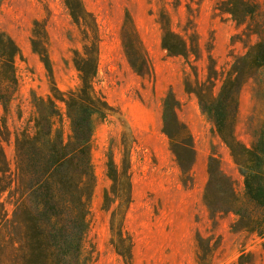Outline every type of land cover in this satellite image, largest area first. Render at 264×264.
I'll return each instance as SVG.
<instances>
[{"label": "rangeland", "instance_id": "obj_1", "mask_svg": "<svg viewBox=\"0 0 264 264\" xmlns=\"http://www.w3.org/2000/svg\"><path fill=\"white\" fill-rule=\"evenodd\" d=\"M220 1L223 0H83L95 15L101 36L95 86L115 109L97 121L93 137L97 186L86 239L88 264H124L111 244L110 211L103 203L104 190L111 184L107 177L108 154L112 151L120 163L123 133L135 139L130 148L133 202L125 221L134 241L133 264H200L199 253L207 256L202 264H230L242 251L253 253L256 264H264V235L239 230L235 227L237 214H212L205 204L211 156L220 159L222 171L231 179L245 208L244 176L213 123L201 111L196 96L185 89L186 79H206L208 54L213 56L219 71H226L235 57L244 55L248 46L258 41L257 35L244 34L245 26L236 24L230 15L215 10ZM259 3L252 23L263 26L264 0ZM162 7L167 9L175 32H197L202 49L199 59L192 57L188 62L183 57L168 56L163 49L158 21ZM127 15L132 17L151 58L153 79L139 76L124 53L121 30ZM37 21L46 28L56 86L66 92L76 90L81 83L72 57L73 51L82 50L84 43L65 0H0V32L9 34L21 50L16 60L18 91L6 114L0 105L10 130L9 140L3 146L12 167L16 135L32 126L34 96L47 97L53 87L48 70L31 43ZM220 84L218 81L216 92ZM171 90L180 101L178 116L188 125L194 139L196 158L189 184L181 181L176 157L163 132V100ZM58 104L65 112V105ZM263 123L264 69L249 78L241 89L236 137L250 147ZM64 126L69 131L66 116ZM9 210L12 211L11 205ZM208 244L214 249L211 258Z\"/></svg>", "mask_w": 264, "mask_h": 264}, {"label": "trees", "instance_id": "obj_2", "mask_svg": "<svg viewBox=\"0 0 264 264\" xmlns=\"http://www.w3.org/2000/svg\"><path fill=\"white\" fill-rule=\"evenodd\" d=\"M79 28L82 50L73 51V63L80 77L76 90L61 91L54 82L53 67L47 49L45 25L35 22L31 43L44 62L53 87L47 97L34 96L32 126L16 135L14 167L3 143L10 137L5 115L0 112V264H88L86 239L92 215V198L97 186L93 164V137L97 121L105 119L113 106L95 86L100 59L101 36L95 15L83 0H65ZM260 9L259 0H223L215 10L230 15L247 36H258L242 56L235 57L230 68L219 71L208 54L207 76L185 80V89L198 99L201 111L213 123L215 131L230 150L244 176L247 207H243L231 179L222 171L220 159L211 156L209 180L204 201L212 214L233 212L239 216L235 227L258 236L264 235V123L257 140L248 147L235 133L240 92L246 81L264 69V25L252 23ZM162 47L170 57L188 62L199 59L202 49L195 30L177 33L165 7L160 9ZM40 29V31H38ZM124 53L133 70L153 79L151 58L130 15L121 30ZM21 50L7 33L0 32V105L6 114L19 88L16 60ZM193 69L194 66H192ZM197 75V71L194 70ZM220 89L216 92L217 82ZM58 102L65 105L62 111ZM163 132L168 136L176 157L181 181L192 182L196 151L188 125L178 116L180 101L174 91L163 100ZM68 119L66 131L64 119ZM135 139L122 135V159L108 154L107 177L111 184L104 190V208L110 211L111 244L124 264H133L134 241L126 230L128 209L133 202L130 148ZM12 206L10 212L9 206ZM200 246L202 240H199ZM202 249V247H201ZM211 258L213 247L206 248ZM199 263L207 256L198 255ZM230 264H256L253 253L242 251Z\"/></svg>", "mask_w": 264, "mask_h": 264}]
</instances>
